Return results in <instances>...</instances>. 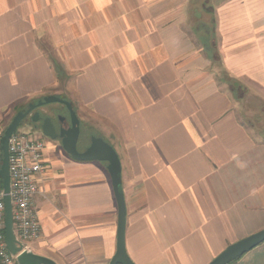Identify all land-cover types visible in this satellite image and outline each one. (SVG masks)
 I'll use <instances>...</instances> for the list:
<instances>
[{
    "label": "crops",
    "instance_id": "obj_1",
    "mask_svg": "<svg viewBox=\"0 0 264 264\" xmlns=\"http://www.w3.org/2000/svg\"><path fill=\"white\" fill-rule=\"evenodd\" d=\"M240 84L264 104V0H0L1 129L56 95L80 127L99 130L120 157L135 264H209L264 228V105L242 108ZM34 133L46 167L30 249L58 264H111L119 208L108 162ZM234 264H264V242Z\"/></svg>",
    "mask_w": 264,
    "mask_h": 264
},
{
    "label": "water",
    "instance_id": "obj_2",
    "mask_svg": "<svg viewBox=\"0 0 264 264\" xmlns=\"http://www.w3.org/2000/svg\"><path fill=\"white\" fill-rule=\"evenodd\" d=\"M59 102L64 104L71 117V127L65 128L61 126L60 133L56 132L55 125L52 117H42L40 112L36 111L31 115V121L36 124H41L40 128L42 133L53 139H60L63 148L74 158L78 160H98L108 162V169L111 173L114 192L118 202L119 208V227H118V246L117 252L113 257L111 264H135L127 254L125 246V226H126V202L122 190V177H121V161L116 149L104 140L102 137H93L91 144L85 151H79L77 148L78 139L80 136V119L74 110L70 101L63 99L56 95L45 97L38 103L31 104L25 111H20L13 118L12 122L5 129L2 138V152L3 161L0 166V177L3 181V188L5 190V204H6V239L8 247L12 253L16 254L21 252V248L16 244V238L13 230V213L10 192V175H9V152L8 142L11 134L15 132L24 119L31 114V112L42 107L45 104ZM58 119L63 121L64 116H59ZM264 242V228L252 233L226 247L217 257H215L209 264H230L232 261L239 259L244 254L250 252ZM18 264H58L55 260L37 254L30 248L22 251L17 257Z\"/></svg>",
    "mask_w": 264,
    "mask_h": 264
},
{
    "label": "built area",
    "instance_id": "obj_3",
    "mask_svg": "<svg viewBox=\"0 0 264 264\" xmlns=\"http://www.w3.org/2000/svg\"><path fill=\"white\" fill-rule=\"evenodd\" d=\"M0 127V166L3 161ZM44 140L30 136L17 129L8 142L10 198L13 213V230L16 244L21 252L29 249L30 242L41 235V222L35 206V196L39 192L38 178L45 170ZM3 181L0 177V264H18L21 252L12 253L6 239V204Z\"/></svg>",
    "mask_w": 264,
    "mask_h": 264
},
{
    "label": "rangeland",
    "instance_id": "obj_4",
    "mask_svg": "<svg viewBox=\"0 0 264 264\" xmlns=\"http://www.w3.org/2000/svg\"><path fill=\"white\" fill-rule=\"evenodd\" d=\"M224 76L229 81V83L227 82V87H230L232 85L231 80L226 75H224ZM249 87L250 86H247L245 84H240L239 86H237V95L236 96H239V95L244 96L243 100H241V107L242 108H244L246 110L247 107L248 108L253 107V108L256 109V111L258 113L259 108L261 110L263 108V105H264L263 104V105L258 107V105L261 104L262 97L261 96H256L258 91L254 90L253 87H250V88ZM249 92L250 93L252 92L251 94H255V95H252V98L251 97L247 98ZM45 97H47V96H44L41 99H39L37 101V103L39 101L43 100ZM39 110H41L42 112H46L47 111L49 113H53L55 117H58V115H60V116H64V117L68 118V120L71 119L70 112H69L68 108L64 104L59 103V102H52V103L45 104ZM260 115L261 114H257V116H255V118H254L255 121H259L258 119L261 117ZM80 120H81V118H80ZM246 121H247V123L249 122L248 119H246ZM30 128H31L30 124L27 123L24 120L18 129H19V131H24L25 133L30 134V136H33V137L37 136L34 133V131H32ZM80 128H81V134H80V139H79V144H78V150L79 151H82L85 148V146H87L90 143V141H91V139L93 137H101V136H103L99 132L98 129L94 130V129H92V127L90 128L86 121H81V127Z\"/></svg>",
    "mask_w": 264,
    "mask_h": 264
},
{
    "label": "flooded vegetation",
    "instance_id": "obj_5",
    "mask_svg": "<svg viewBox=\"0 0 264 264\" xmlns=\"http://www.w3.org/2000/svg\"><path fill=\"white\" fill-rule=\"evenodd\" d=\"M43 107V106H42ZM41 107H38L36 109H34L31 114H29L24 120L30 124V127L33 131L35 132H41V128H40V125L41 124H36V123H33L31 121V115H33V113H35L36 111L40 112V115L44 118V117H47V116H51L52 117V120H53V123L55 125V129H56V132L57 133H60V128L61 126L65 127V128H70L72 123H71V119L68 120V118L65 117V119L63 121H60L58 119V117L60 115H58V117H55L53 113H49V112H42L41 110H39ZM80 139V138H79Z\"/></svg>",
    "mask_w": 264,
    "mask_h": 264
},
{
    "label": "trees",
    "instance_id": "obj_6",
    "mask_svg": "<svg viewBox=\"0 0 264 264\" xmlns=\"http://www.w3.org/2000/svg\"><path fill=\"white\" fill-rule=\"evenodd\" d=\"M211 56H212V58H213L215 61H217V62L220 61V58L218 57V55H217L215 52H213V53L211 54ZM236 261H237V260H234V261H232L230 264H234Z\"/></svg>",
    "mask_w": 264,
    "mask_h": 264
}]
</instances>
